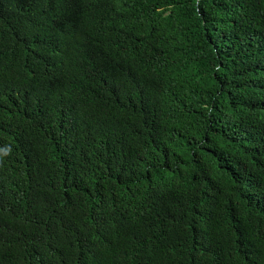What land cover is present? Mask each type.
Listing matches in <instances>:
<instances>
[{"label": "trees", "instance_id": "trees-1", "mask_svg": "<svg viewBox=\"0 0 264 264\" xmlns=\"http://www.w3.org/2000/svg\"><path fill=\"white\" fill-rule=\"evenodd\" d=\"M0 264H264V0H0Z\"/></svg>", "mask_w": 264, "mask_h": 264}]
</instances>
